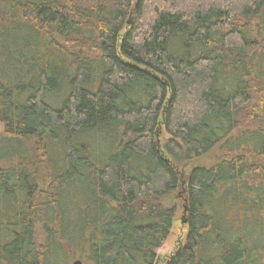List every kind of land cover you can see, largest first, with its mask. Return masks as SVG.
I'll use <instances>...</instances> for the list:
<instances>
[{
  "label": "trees",
  "instance_id": "trees-1",
  "mask_svg": "<svg viewBox=\"0 0 264 264\" xmlns=\"http://www.w3.org/2000/svg\"><path fill=\"white\" fill-rule=\"evenodd\" d=\"M0 125V264H264V0H0Z\"/></svg>",
  "mask_w": 264,
  "mask_h": 264
},
{
  "label": "rangeland",
  "instance_id": "rangeland-1",
  "mask_svg": "<svg viewBox=\"0 0 264 264\" xmlns=\"http://www.w3.org/2000/svg\"><path fill=\"white\" fill-rule=\"evenodd\" d=\"M2 125H0V144H1V136H2ZM14 148H4L1 149V154H8L12 152ZM220 156V151L219 149H216L212 151L206 158H204L201 162L206 163V164H212L214 163ZM184 166V165H182ZM176 195L171 196L169 201L172 203L175 199ZM183 202L179 200V206H178V214L176 216L175 222L173 229L168 236L167 240L165 241L164 245L157 250L158 258L160 263H165L169 257L174 253V251L177 249V247L183 243L185 236H186V231H187V226L182 222V218L184 216V209H183ZM76 259V258H75ZM73 259V260H75ZM73 260H70L69 264L72 263ZM84 264H90L85 261H83Z\"/></svg>",
  "mask_w": 264,
  "mask_h": 264
},
{
  "label": "water",
  "instance_id": "water-1",
  "mask_svg": "<svg viewBox=\"0 0 264 264\" xmlns=\"http://www.w3.org/2000/svg\"><path fill=\"white\" fill-rule=\"evenodd\" d=\"M182 222L186 223V219H184V217L182 218ZM71 264H84V262L81 259H75V260L72 261Z\"/></svg>",
  "mask_w": 264,
  "mask_h": 264
},
{
  "label": "bare ground",
  "instance_id": "bare-ground-1",
  "mask_svg": "<svg viewBox=\"0 0 264 264\" xmlns=\"http://www.w3.org/2000/svg\"><path fill=\"white\" fill-rule=\"evenodd\" d=\"M164 245V244H163ZM162 247V246H161Z\"/></svg>",
  "mask_w": 264,
  "mask_h": 264
}]
</instances>
